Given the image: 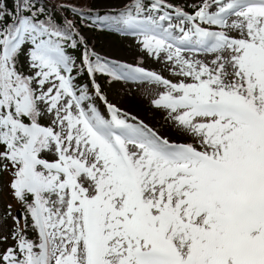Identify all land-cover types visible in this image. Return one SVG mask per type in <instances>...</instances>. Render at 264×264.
Masks as SVG:
<instances>
[{
	"label": "snow or ice",
	"instance_id": "1",
	"mask_svg": "<svg viewBox=\"0 0 264 264\" xmlns=\"http://www.w3.org/2000/svg\"><path fill=\"white\" fill-rule=\"evenodd\" d=\"M0 203V264H264V0H0Z\"/></svg>",
	"mask_w": 264,
	"mask_h": 264
},
{
	"label": "rangeland",
	"instance_id": "2",
	"mask_svg": "<svg viewBox=\"0 0 264 264\" xmlns=\"http://www.w3.org/2000/svg\"><path fill=\"white\" fill-rule=\"evenodd\" d=\"M96 47L98 50H105L107 49V47H109V42L107 40L102 42L99 38H97ZM125 107L129 108V110L133 111L134 113L139 114L146 120L150 118L148 116L147 100L141 97L139 90H137L135 93L134 102L132 104H125ZM16 207L17 205L13 203V209H15ZM2 209L3 204L0 203V210Z\"/></svg>",
	"mask_w": 264,
	"mask_h": 264
}]
</instances>
